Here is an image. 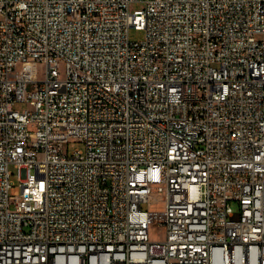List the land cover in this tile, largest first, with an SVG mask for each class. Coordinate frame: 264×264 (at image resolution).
<instances>
[{
    "label": "built area",
    "instance_id": "2783aa9c",
    "mask_svg": "<svg viewBox=\"0 0 264 264\" xmlns=\"http://www.w3.org/2000/svg\"><path fill=\"white\" fill-rule=\"evenodd\" d=\"M0 264H264V0H0Z\"/></svg>",
    "mask_w": 264,
    "mask_h": 264
},
{
    "label": "rangeland",
    "instance_id": "374dc122",
    "mask_svg": "<svg viewBox=\"0 0 264 264\" xmlns=\"http://www.w3.org/2000/svg\"><path fill=\"white\" fill-rule=\"evenodd\" d=\"M142 6L139 4L133 5L132 6V10H141ZM146 33L144 30H137L135 28H131L130 30V38L132 41H136V42H140L143 41L145 39ZM18 110L22 111L24 109H27L28 106L26 104H18L16 107ZM83 148V144L78 143V142H71L68 146V150L69 153H72L76 150L82 149ZM12 173L14 174L11 177V182L13 183L14 188H12L11 190V195H13L16 191L20 190V186H19V179H18V173L17 170L11 166ZM163 205L161 202H158L156 204H144L143 208L145 210H159L162 209ZM165 239V234H164V229L159 228V227H151L150 230V240L154 241V242H160L163 241Z\"/></svg>",
    "mask_w": 264,
    "mask_h": 264
}]
</instances>
